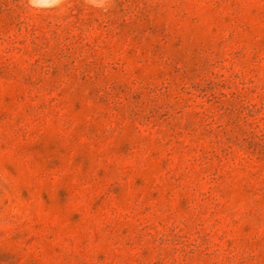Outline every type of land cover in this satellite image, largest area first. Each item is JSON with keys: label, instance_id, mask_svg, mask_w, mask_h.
Here are the masks:
<instances>
[{"label": "rangeland", "instance_id": "1", "mask_svg": "<svg viewBox=\"0 0 264 264\" xmlns=\"http://www.w3.org/2000/svg\"><path fill=\"white\" fill-rule=\"evenodd\" d=\"M0 264H264V0H0Z\"/></svg>", "mask_w": 264, "mask_h": 264}]
</instances>
